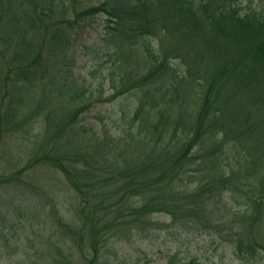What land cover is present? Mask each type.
Listing matches in <instances>:
<instances>
[{
  "label": "trees",
  "instance_id": "1",
  "mask_svg": "<svg viewBox=\"0 0 264 264\" xmlns=\"http://www.w3.org/2000/svg\"><path fill=\"white\" fill-rule=\"evenodd\" d=\"M87 2L0 0V136L36 124L31 166L50 167L77 198L78 225L58 218L64 228L42 234L44 246L56 250V264H112L106 252L121 233L145 231L153 224L148 216L162 213L219 232L244 264L258 259L264 11L243 9L241 0ZM97 23L99 51L110 58L112 44L118 62L111 99H137L119 111L114 135L102 121V134L81 136V115L96 99L72 77L67 52L74 54L80 29ZM25 103L33 105L27 114ZM30 169L0 180L14 188L5 210L10 228L32 216L33 206L24 205V190L37 189L26 180ZM128 224L135 229L122 227Z\"/></svg>",
  "mask_w": 264,
  "mask_h": 264
},
{
  "label": "rangeland",
  "instance_id": "2",
  "mask_svg": "<svg viewBox=\"0 0 264 264\" xmlns=\"http://www.w3.org/2000/svg\"><path fill=\"white\" fill-rule=\"evenodd\" d=\"M87 1L88 6L97 2ZM241 1L243 9L255 8L264 11V0ZM100 23L93 24L89 30L80 29L76 39L71 42L74 54L71 50L67 52V59L74 63L69 68L72 77L79 85L89 88L90 92L86 95H91L93 100L96 99L94 105L87 111L84 110L81 115L82 123L77 127L81 136L89 134L84 133L85 130L102 134V121L105 129L110 128V133L114 135L120 123L119 111L126 109L127 106L133 107L137 99L135 93L111 99L119 86L118 62L113 58L112 44L109 45L108 51L113 54L110 58L99 51L104 47L100 41L102 35ZM76 104L68 107H74ZM19 106L22 112L27 114L33 105L25 103ZM126 114L128 116V113ZM34 125L24 126L25 131L19 129L0 136V180L28 165L31 169L24 172L26 180L31 182L30 185L37 187V189L28 187L24 190L26 194L24 205L33 206L29 210L32 216L17 221L10 228L5 210H8L11 197L14 196V188L8 184H0V264H56L57 252L53 246L49 248L50 250L46 249L43 244L45 236L42 234L49 232L58 234V229L64 228L63 225L56 224L58 218H62L59 220L67 224L78 225L73 221L77 198L66 181H60V175L50 167L31 166L38 143L34 136L37 132ZM15 197L23 200V197ZM148 218L153 224L147 230L142 232L124 230L121 233V239L106 252L109 263L187 264L192 260L195 264H244L242 260L237 259L231 245L219 232L204 227L202 223L176 222L169 215L162 213L153 214ZM132 226L135 225L128 224L122 227L135 229ZM65 239L69 241L63 236L60 240L64 248L68 249ZM259 256L247 264H264V253L261 252ZM80 258L79 252L74 250V259Z\"/></svg>",
  "mask_w": 264,
  "mask_h": 264
}]
</instances>
